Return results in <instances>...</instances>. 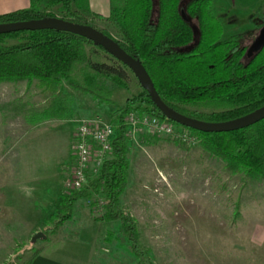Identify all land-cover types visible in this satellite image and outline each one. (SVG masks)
Wrapping results in <instances>:
<instances>
[{
	"label": "trees",
	"instance_id": "trees-1",
	"mask_svg": "<svg viewBox=\"0 0 264 264\" xmlns=\"http://www.w3.org/2000/svg\"><path fill=\"white\" fill-rule=\"evenodd\" d=\"M74 2L86 13L102 19L90 12L87 0H30L28 8L0 14V23L59 17L88 25L85 17L72 9ZM181 2L157 0L154 6L153 0H110L106 20L121 34L119 45L143 65L160 98L176 112L208 122H222L263 106L264 45L250 54L249 44L239 35L222 38L223 25L213 12V0L186 2V14L195 26L192 28L180 15ZM55 6L62 15L49 11ZM8 39L17 42L8 44ZM86 44L106 52L108 61L92 59ZM128 71L102 45L77 34L55 29L0 34V83L36 80L47 97L46 106L38 112L39 118L62 119L71 114L73 97L62 93L65 86L91 96L100 104H114L113 91L106 82L128 89ZM208 104L223 109L193 112L185 107ZM132 110L166 118L143 87L140 93L127 98L125 106L110 120L115 130L110 156L84 187L60 196L58 208L42 224L44 238L56 233L70 219L76 201L89 199L93 218L106 223L120 221L129 250L137 258L142 257L135 221L119 206L128 180L130 135L124 117ZM171 122L196 135L202 149L221 159L227 172L264 181V118L227 132H202ZM97 197L104 201L102 214L94 212ZM39 251L40 248L33 250L25 264H30Z\"/></svg>",
	"mask_w": 264,
	"mask_h": 264
},
{
	"label": "rangeland",
	"instance_id": "rangeland-1",
	"mask_svg": "<svg viewBox=\"0 0 264 264\" xmlns=\"http://www.w3.org/2000/svg\"><path fill=\"white\" fill-rule=\"evenodd\" d=\"M71 7L88 25L121 40V34L107 20L86 13L78 2ZM49 11L62 15L58 6ZM213 12L223 25L222 38L239 35L247 44L264 24V0H213ZM15 42L6 40L8 44ZM86 51L92 59H109L95 46L86 44ZM128 76V89L106 82L113 91L114 104H100L91 96L63 87L62 93H70L73 100L71 114L62 119L39 118L47 97L36 80L0 83V132L4 125L18 126L19 134L17 143L0 142V172L13 168L20 176L33 171L45 178L50 175L52 191L58 190L61 196L71 167L70 143L77 120H114L126 99L142 91L131 71ZM185 107L193 112L223 109L211 104ZM130 132L128 180L119 206L135 221L142 257L129 251L118 220L100 224L103 250L110 249L106 243L114 242L120 256L131 253L132 264H264V248L251 245L256 242L248 236L258 230L259 242L264 238V181L227 172L224 162L204 151L199 139L187 144L146 128ZM23 180L22 175V183H27ZM81 205L87 207V199ZM32 236L0 243V264H25L43 240L32 241Z\"/></svg>",
	"mask_w": 264,
	"mask_h": 264
},
{
	"label": "crops",
	"instance_id": "crops-1",
	"mask_svg": "<svg viewBox=\"0 0 264 264\" xmlns=\"http://www.w3.org/2000/svg\"><path fill=\"white\" fill-rule=\"evenodd\" d=\"M87 1L90 12L106 20L110 14V0ZM29 6L30 0H0V14ZM107 22L119 33L110 21ZM17 127L4 125L0 142L17 143ZM30 174L22 173L23 181L27 182L22 183L19 171L15 172L12 168L0 172V243L18 242L20 236H32L41 231L42 224L58 208L60 196L58 190L52 191L50 175L41 177L38 171ZM82 200L75 202L74 213L56 233L42 237L41 244L36 247L40 251L30 264H132L131 253L124 254L127 258L124 259V256L116 253L114 242L106 243L110 249L103 250L100 224L113 221L106 223L95 220L90 207L81 205ZM248 236L256 242L251 245L264 248V238L259 242L258 230L251 231Z\"/></svg>",
	"mask_w": 264,
	"mask_h": 264
},
{
	"label": "water",
	"instance_id": "water-1",
	"mask_svg": "<svg viewBox=\"0 0 264 264\" xmlns=\"http://www.w3.org/2000/svg\"><path fill=\"white\" fill-rule=\"evenodd\" d=\"M188 1L189 0H182L179 7V12L182 19L190 24L191 21L185 11V4ZM153 2H154L153 5L155 6L157 4V0H153ZM42 29H55V30L70 32L82 36L88 40L95 41L98 44L102 45L112 54V56L116 60L124 64L134 74V76L137 78L139 83L152 98L153 103L155 104L159 112L167 119L179 125L189 127L202 132H227L249 126L264 118V105L245 115H242L232 120L222 121V122H208L176 112L160 98V96L158 95L157 91L153 86L150 76L148 75L143 65L138 60L130 56L119 45L117 40H115L112 37H109L108 35L104 34L101 30L94 28L93 26L79 24L59 17H45V18L32 19V20L0 23V34L23 31V30H42ZM263 45H264V25H262L259 28L257 35L250 43L248 47V52L252 54L256 52ZM44 236L45 235L41 231H38L33 234L32 241H35L38 238Z\"/></svg>",
	"mask_w": 264,
	"mask_h": 264
},
{
	"label": "built area",
	"instance_id": "built-area-1",
	"mask_svg": "<svg viewBox=\"0 0 264 264\" xmlns=\"http://www.w3.org/2000/svg\"><path fill=\"white\" fill-rule=\"evenodd\" d=\"M77 122L70 143L72 161L63 181L64 192L81 189L90 178L98 174L103 162L111 154L112 139L115 135L114 125L110 120L85 117L78 119ZM124 124L129 135L131 130L146 128L151 133L172 136L187 144L198 141V137L187 128L150 113L140 114L132 110L124 117ZM97 200L94 212L102 214L104 201L100 197H97ZM87 203L90 207L91 200L87 199Z\"/></svg>",
	"mask_w": 264,
	"mask_h": 264
},
{
	"label": "flooded vegetation",
	"instance_id": "flooded-vegetation-1",
	"mask_svg": "<svg viewBox=\"0 0 264 264\" xmlns=\"http://www.w3.org/2000/svg\"><path fill=\"white\" fill-rule=\"evenodd\" d=\"M190 24L192 25V23H190ZM192 28H194V29H195V26H194V25H192ZM254 37H255V36H254ZM253 39H254V38H253ZM253 39H252V40H253ZM252 40H251V42H252ZM251 42H250V43H251ZM249 45H250V44H249Z\"/></svg>",
	"mask_w": 264,
	"mask_h": 264
}]
</instances>
